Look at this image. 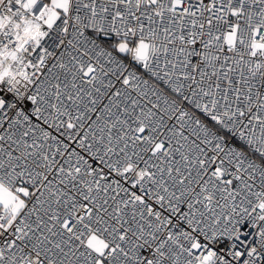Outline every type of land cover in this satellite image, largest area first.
<instances>
[{"label":"snow or ice","instance_id":"1","mask_svg":"<svg viewBox=\"0 0 264 264\" xmlns=\"http://www.w3.org/2000/svg\"><path fill=\"white\" fill-rule=\"evenodd\" d=\"M0 264H264V0H0Z\"/></svg>","mask_w":264,"mask_h":264}]
</instances>
